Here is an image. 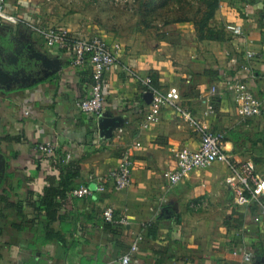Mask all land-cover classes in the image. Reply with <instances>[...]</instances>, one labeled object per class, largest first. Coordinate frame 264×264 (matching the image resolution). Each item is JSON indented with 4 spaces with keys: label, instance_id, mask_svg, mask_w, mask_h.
Segmentation results:
<instances>
[{
    "label": "crops",
    "instance_id": "0c3cea01",
    "mask_svg": "<svg viewBox=\"0 0 264 264\" xmlns=\"http://www.w3.org/2000/svg\"><path fill=\"white\" fill-rule=\"evenodd\" d=\"M33 7L13 0L6 11L38 23ZM210 26L224 31L226 40H200L192 23L166 24L157 32L139 27L128 37L99 28L81 33L123 47L118 65L106 74L98 118L77 107L89 96V67L74 68L65 51L36 36L20 38L0 23L6 32L0 34V46L6 43L1 51L13 54L9 66L2 56L0 63V264H122L138 234L144 240L131 264H264V215L257 202L240 204L231 184L225 187L233 175L226 164L192 171L173 188L165 178L176 168L173 150L199 149L196 125L166 106L158 123L143 128L150 97L142 80L154 74L157 88L177 95L195 122L226 134L232 162L252 161L256 173L264 167V0H227ZM247 51L256 53L251 63ZM247 62L255 74L249 85L262 104L255 117L241 114L227 83L243 75L239 71ZM45 143L56 144L54 155L36 149ZM126 152L133 160L132 185L115 190L107 177ZM67 168L79 172L73 182L66 180ZM97 178L105 179L104 192L87 199L71 196V185ZM63 191L65 197H58ZM48 193L59 209L50 228L65 241L40 245L37 239L48 225L43 207ZM108 207L128 224L106 229ZM246 253L253 254L252 261H244Z\"/></svg>",
    "mask_w": 264,
    "mask_h": 264
},
{
    "label": "built area",
    "instance_id": "2783aa9c",
    "mask_svg": "<svg viewBox=\"0 0 264 264\" xmlns=\"http://www.w3.org/2000/svg\"><path fill=\"white\" fill-rule=\"evenodd\" d=\"M225 2L227 0H219ZM0 23L10 25L14 34L20 38L33 36L41 39L49 48L65 51L74 68L89 67L92 76V85L89 96L77 103L78 109L91 117H101L104 110V90L106 74L118 65V57L122 51L120 43H110L102 36L76 37L63 28L46 27L40 23H34L27 19L18 18L6 11L5 0H0ZM235 34H241L240 28L232 27ZM24 33H26L24 35ZM27 36V37H26ZM17 38V37H16ZM17 38V39H20ZM30 40V39H29ZM245 57L251 63L256 59L255 52L247 51ZM235 62V61H234ZM247 62L241 66L240 77L227 79V83L234 93V101L239 106L242 115L255 117L262 114V104L254 95L249 83L255 74L252 65ZM130 77L140 79L130 67L122 68ZM145 94L150 97V104L146 112L144 129L149 128L160 120L162 108L168 106L175 108L190 122L195 124L201 134L200 147L197 150L178 149L173 150L176 168L165 174V178L171 188L183 182L188 175L195 170L205 169L217 163L226 164L232 171L230 184L236 194V200L240 204L257 202L264 215V179L256 173V167L252 161L236 163L232 162L226 153V135L224 132H215L205 123L195 122L191 114L184 111L177 101V95L165 94L153 85L149 76L142 80ZM216 92L214 88L212 90ZM137 143L135 148L140 147ZM56 144L45 143L38 145L36 149L43 155L52 156L56 152ZM133 160L129 152H126L120 164L107 177L111 179L115 190H126L132 185ZM91 184H82L70 192L71 196L78 199H87L106 190L105 179L97 178L90 181ZM195 206V204H194ZM105 223L126 226V218H117L114 210L108 207L103 212ZM258 221V220H257ZM144 240L142 234H138L130 246L129 252L122 258V264H131L132 257L140 251V244ZM252 253L244 255V261L250 262Z\"/></svg>",
    "mask_w": 264,
    "mask_h": 264
},
{
    "label": "rangeland",
    "instance_id": "374dc122",
    "mask_svg": "<svg viewBox=\"0 0 264 264\" xmlns=\"http://www.w3.org/2000/svg\"><path fill=\"white\" fill-rule=\"evenodd\" d=\"M9 1L13 0H5V4ZM27 1L34 6L33 20H37L36 22L38 23L43 22L42 25L46 27L70 29L72 31L71 34L77 37H80L81 33H92L89 31H92L93 28H99L106 35L111 33V35L114 34L119 37L133 35L139 27L152 29L157 32L160 31L161 26L168 24V22L180 20L184 16L185 8L189 7L190 3L197 5V2L193 0ZM220 5H222V2L219 1V7ZM42 8L45 9L44 13L41 12ZM0 29V34L6 33L2 28ZM4 44L6 43L2 42L0 46V63L5 59L6 66H9L8 64H10L13 54L2 53L1 50ZM258 170L264 174L263 166H258ZM258 170L257 173L259 174ZM224 184L226 188L231 189L229 186L230 181ZM227 225H229V222Z\"/></svg>",
    "mask_w": 264,
    "mask_h": 264
},
{
    "label": "trees",
    "instance_id": "16d2710c",
    "mask_svg": "<svg viewBox=\"0 0 264 264\" xmlns=\"http://www.w3.org/2000/svg\"><path fill=\"white\" fill-rule=\"evenodd\" d=\"M193 1H196L197 5L189 2L190 3L189 7L187 6V8H185L184 16L176 22L194 24L198 34V38L200 40L225 41L226 40L225 32L222 30L214 29L210 26V23L214 18L216 11L219 8V1L218 0H193ZM176 22L172 21V22H168V24H173ZM151 78L153 81V85L157 87L158 86L157 77L154 74H152ZM73 171L70 168H67V174H66L67 182L70 181L73 182L77 177H79L78 170L77 171L73 170ZM63 182L65 184V181ZM79 186L80 185L77 186L73 184L71 185V189L74 190ZM97 193L98 192H96L95 194ZM64 194L65 191L61 192V194H59L58 197L64 198L65 197ZM51 199L53 200L54 197L53 195H51V193H48L46 198H44L43 200V204H44L43 207L44 209H46L48 225L46 226V230L42 232V234L37 239V243L40 245L51 244L56 240H58L61 243L65 241V238L62 236L61 232H56L54 229L50 228L51 223L57 221L58 211H59L57 203L55 201L52 202ZM102 222H103V226H105L106 229H110L111 231H114L116 228L118 229L123 227L122 225L105 223L104 220ZM150 235H152L153 237L156 236L155 227L153 226H151L150 228Z\"/></svg>",
    "mask_w": 264,
    "mask_h": 264
}]
</instances>
